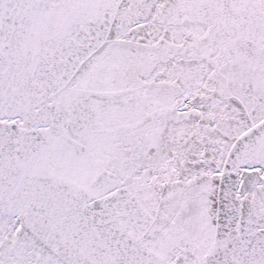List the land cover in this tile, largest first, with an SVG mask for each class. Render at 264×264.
<instances>
[{
  "label": "snow or ice",
  "instance_id": "6c2138e0",
  "mask_svg": "<svg viewBox=\"0 0 264 264\" xmlns=\"http://www.w3.org/2000/svg\"><path fill=\"white\" fill-rule=\"evenodd\" d=\"M0 264H264V0H0Z\"/></svg>",
  "mask_w": 264,
  "mask_h": 264
}]
</instances>
